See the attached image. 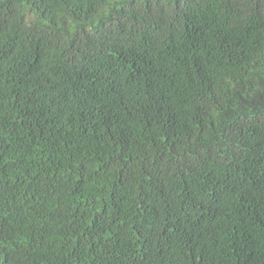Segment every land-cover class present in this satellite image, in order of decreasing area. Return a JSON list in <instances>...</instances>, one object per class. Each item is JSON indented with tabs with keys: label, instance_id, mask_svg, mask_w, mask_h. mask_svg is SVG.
<instances>
[{
	"label": "trees",
	"instance_id": "1",
	"mask_svg": "<svg viewBox=\"0 0 264 264\" xmlns=\"http://www.w3.org/2000/svg\"><path fill=\"white\" fill-rule=\"evenodd\" d=\"M0 264H264V0H0Z\"/></svg>",
	"mask_w": 264,
	"mask_h": 264
}]
</instances>
